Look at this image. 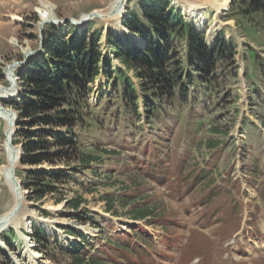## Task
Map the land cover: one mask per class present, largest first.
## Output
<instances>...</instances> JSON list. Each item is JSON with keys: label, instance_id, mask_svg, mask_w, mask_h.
I'll return each mask as SVG.
<instances>
[{"label": "rangeland", "instance_id": "374dc122", "mask_svg": "<svg viewBox=\"0 0 264 264\" xmlns=\"http://www.w3.org/2000/svg\"><path fill=\"white\" fill-rule=\"evenodd\" d=\"M51 1L56 5L53 15L40 0H0V108L15 121L11 125L0 116V169L7 162L4 142H8L7 132L12 127L18 162L11 168L10 178L19 193L11 212L16 223L0 232V240L7 246L0 241V264H17V256L25 261L27 236L22 242L17 233L22 234L20 229L30 223H36L34 230L39 229L42 237L30 245L32 250L41 247L36 264H70L79 251L85 256L84 264H91L93 257L105 264H185L205 255L218 229L231 232L233 225L241 228L256 208L260 218L252 224L260 228L264 222L263 13L250 9L246 15L243 10L249 11L247 5L230 0L220 12L207 7L197 22L194 10L192 14L187 5L205 0H171L169 8L197 27L208 47L226 39L237 44V53H231L224 43V55L213 60L215 66L205 79L196 75L193 84L183 75L184 90L182 83L164 90L149 85V91L158 92L156 107L149 115L146 98L154 95L145 94L143 78L128 69L110 41L113 33L126 47L147 45V37L125 25L130 13L142 14L141 0H127L122 26L108 22L103 15L112 0ZM86 13L90 14L83 18ZM97 31L100 34L94 46L100 52L99 71L86 80L82 93L89 105L87 113L99 122L87 125L86 116L74 128L83 141L82 148L97 149L101 158L85 164L78 158L24 162L26 138L17 135L18 129H67L42 123L31 126L20 108L11 103L23 99L28 88L24 75L34 71L33 62L49 59L48 47L56 35L78 40L85 35L90 41ZM178 42L174 60L186 55ZM121 67L137 84L139 111L120 98L125 86L115 79V73ZM170 68L168 64L166 70ZM21 121L26 123L20 127ZM29 170L58 172L62 177L53 176L51 189L40 195L26 184ZM203 171L208 172L207 177L194 183V188L189 184L193 180L185 184L187 174L201 177ZM209 191H214L213 197ZM79 196L81 203L74 207L71 202ZM13 202L12 188L0 173V214ZM144 205L155 209V214L136 218L137 207ZM215 209L214 217L210 216ZM221 213L222 226L215 218ZM141 236L146 237L142 247L137 244ZM113 240L130 241L135 252L116 248L110 243ZM239 259L245 257L240 254Z\"/></svg>", "mask_w": 264, "mask_h": 264}, {"label": "trees", "instance_id": "16d2710c", "mask_svg": "<svg viewBox=\"0 0 264 264\" xmlns=\"http://www.w3.org/2000/svg\"><path fill=\"white\" fill-rule=\"evenodd\" d=\"M170 3L171 0H141L142 14L132 12L127 15L125 25L148 38L145 47H126L121 37L115 36L113 33L110 35L114 52L123 58L128 69L134 70L139 77L143 78L141 84L145 89V94L149 97L154 95L151 99L146 98L149 115L153 114L158 101L155 97L158 92L153 90L155 87H161L164 90L174 88L182 83V90H184L186 83L183 79L184 74L188 77L187 80L193 84L196 75L205 79L215 66L213 60L224 55L223 49L226 47L224 43H228L231 53H237V44L232 41L229 43L226 39H223L222 42L219 41V44L215 43L217 45L208 47L204 42V34L195 30L180 12H176L173 7L169 8ZM238 3L247 5L246 8H249V11L243 10L246 15L251 10L264 15V0H238ZM144 21L147 25L144 24ZM99 34L100 32L97 31L93 36L94 39L90 41L85 35L81 40H78V37L65 38L56 35L48 47L47 56L49 59L41 64L33 62L31 68L34 71L30 72L33 74L24 75V85L28 88L22 96L23 99L12 100L11 103L20 108L24 119H29L30 121L27 122L31 126L42 123L56 127L66 126L67 128L64 131L49 127V129L34 132L18 129L17 135L26 138L24 162H41L43 160L55 162L56 159L71 161L73 158H78L80 164H85L101 158L100 153L96 152L97 149L84 150L82 148L83 141L78 139L80 135L74 128V125L86 116L87 125H95L99 122L87 113L89 105L83 100L82 93V87L86 80L90 79V75L98 74L99 71L97 62L100 52L94 46ZM178 41L182 42L180 43L186 50V55L182 60H174L176 52L174 49L179 43ZM186 61L193 67V70H190L189 67L186 69ZM168 64H171L172 68L166 70ZM115 79L121 80V84L125 86L120 98L127 104L131 102L138 110L137 84L129 72L121 67L116 71ZM151 84L153 89L149 91L148 86ZM138 114L141 116L142 113L138 112ZM25 123L26 121H21L20 127ZM14 142L16 141L14 140ZM26 174L27 186L35 189L40 195L51 189L50 180L53 176L62 177L58 172L50 174L47 171L38 170H29L26 171ZM81 200L82 197L79 196L71 204L78 207ZM134 214L136 218H146L154 215L155 209L144 205L137 207ZM38 230L36 228L35 241L42 240ZM128 242L110 241L116 248L125 251L131 248ZM82 255L79 251L73 256V262L70 264H84L86 259ZM91 264L105 263L93 257Z\"/></svg>", "mask_w": 264, "mask_h": 264}, {"label": "bare ground", "instance_id": "6f19581e", "mask_svg": "<svg viewBox=\"0 0 264 264\" xmlns=\"http://www.w3.org/2000/svg\"><path fill=\"white\" fill-rule=\"evenodd\" d=\"M40 2H41L40 4L42 5V7H44L45 9L51 10V15L54 14L52 12L56 8V5L51 0H40ZM126 2H127V0H112L110 2V4L106 8L103 9V15L106 17L105 19H107L108 22L113 21V22L118 23L120 26H122V12L124 11V6H125ZM229 2H230V0H205L203 3H199L197 1H194V2L191 1L188 3L187 9L192 11V14H193V10H194L193 17H195L196 21L198 22L199 18L201 19L203 17V13H205V11L207 10V7H211L213 9L217 10V12H220L222 9L227 8L229 6ZM202 4H205V6H202ZM200 8H202L201 11L199 10ZM95 11L97 12L98 10H95ZM99 11H100V9H99ZM88 14H90V13L84 14L83 18H86L88 16ZM0 116L3 117L7 121V123L10 122V115L7 111H4L3 108L2 109L0 108ZM4 148L7 152V162L1 166L0 173L5 176L7 183L12 188L13 195H14V202L12 203V205H10L8 207L7 210H5L3 213L0 214V232L5 230L7 227H10L13 223H16V220L11 215V212L15 208L16 203L19 199V193H18L17 188H16V182H15V180H12L10 178V170L13 167L12 164L16 165V163L18 162V159H16L15 161L12 162V156L14 154V151L12 148L9 147L7 139H5ZM29 223L30 222H28L27 225H29ZM38 223H40V220L38 221ZM23 227H26V226H23ZM46 227L50 228L51 225L47 224ZM29 236H27L28 242L25 243V247H27L26 251L24 252L25 253V261L23 260L24 259L23 257H19V256L14 257V261L17 264H36V261H38L36 258L39 256L40 253H38L36 249H34V250L31 249L30 245H33L34 244L33 242H32L33 244L30 243L28 245L30 238H31V234H29ZM0 241H3V240H0ZM3 244L5 247H7L4 241H3ZM29 250L35 251V252L30 253Z\"/></svg>", "mask_w": 264, "mask_h": 264}, {"label": "water", "instance_id": "95a60500", "mask_svg": "<svg viewBox=\"0 0 264 264\" xmlns=\"http://www.w3.org/2000/svg\"><path fill=\"white\" fill-rule=\"evenodd\" d=\"M126 5V4H125ZM125 7V6H124ZM10 123H11V125H14L15 124V121L12 119V116H10ZM12 133H14V129L11 127L9 130H8V132H7V134H8V136L9 137H7L8 138V143L10 144V147L13 149V151L15 150L14 148V145H13V140H12V137H11V134ZM15 152V151H14ZM17 159V155H16V153L15 154H13V156H12V162L13 161H15ZM13 165V169H14V164H12ZM20 206V205H19Z\"/></svg>", "mask_w": 264, "mask_h": 264}]
</instances>
